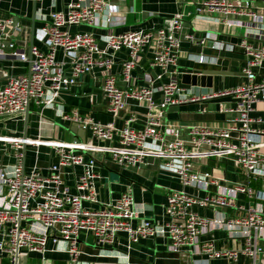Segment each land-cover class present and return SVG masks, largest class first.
Returning <instances> with one entry per match:
<instances>
[{
  "label": "built area",
  "instance_id": "2783aa9c",
  "mask_svg": "<svg viewBox=\"0 0 264 264\" xmlns=\"http://www.w3.org/2000/svg\"><path fill=\"white\" fill-rule=\"evenodd\" d=\"M192 2L197 16L215 15L225 27L250 31L235 44L214 32L184 33V14H179L169 27L116 32L109 30L118 11L111 0H68L64 9L42 16L43 24L35 35L47 49L32 43L27 51L22 46L20 20L13 15L0 17V59L12 57L29 63L28 73L0 86V122L23 119L26 110L37 104L52 108L63 121L77 124L87 134L86 139L62 140L19 134L9 126L0 128V264H13L15 259L20 264L29 254L43 257L50 251L66 254V264H93L82 259V244L90 242L103 249L96 257H118L111 251L101 252L113 251L122 234L127 259L134 245L161 237L167 240L168 251L186 264L234 263L241 255L259 263L264 189L252 182L264 184V128L260 126L264 120L254 115L257 103L264 100V75L256 70L264 65V44L254 41L264 40V0ZM79 26L108 31L100 38L94 31L74 30ZM183 41L217 52L240 48L244 81L209 93L186 88L181 82ZM150 47L148 71L142 60ZM59 51L64 59L58 58ZM119 53L124 58L116 68ZM189 56L201 64L220 61L219 56L205 53ZM139 68L143 69L140 74ZM156 69L159 72L153 74ZM86 75L103 80L113 121L103 123L78 109L57 108L63 92ZM165 77L166 81L154 86ZM221 97L232 98L220 110L233 115L226 126L199 122L173 126L165 120L171 106ZM132 101L146 104L145 121L136 127L137 117L130 115L120 126L119 114ZM29 151L36 155L33 164L27 160ZM46 151L55 160L39 165V156ZM97 152L110 154L113 162L130 169L147 166L153 157L159 169L178 177L181 186L168 193L162 222L135 209L131 187L118 196L103 197L98 188L103 174ZM211 160L232 165L231 176L227 171L216 173L209 165ZM76 167L81 168L79 175L74 173ZM70 175L75 176L74 185L68 183ZM218 230L242 246L222 248L216 239L202 238ZM4 258L9 261L3 263Z\"/></svg>",
  "mask_w": 264,
  "mask_h": 264
},
{
  "label": "crops",
  "instance_id": "0c3cea01",
  "mask_svg": "<svg viewBox=\"0 0 264 264\" xmlns=\"http://www.w3.org/2000/svg\"><path fill=\"white\" fill-rule=\"evenodd\" d=\"M36 1V12H34V2ZM117 6V12L114 15V25L109 30L116 32H124L128 30H144L157 29L160 27H169L171 19L179 14H184L183 32L190 33H205L214 32L218 34L219 38L227 42L236 43L249 30V28H228L219 22L215 15L205 14L197 16L195 6L192 0H111ZM68 0H0V17L13 15L24 26V31L21 39L25 40L22 46L29 51L32 45L31 30L33 25V17L35 16V34L39 31L43 24L42 16L52 10H62L65 8ZM132 8H135L133 11ZM185 11V12H184ZM74 30L94 31L100 38L108 31L102 28H91L89 26L75 27ZM250 31V30H249ZM101 44L103 45V40ZM33 43L37 44L41 49L46 50V45L39 42L36 35ZM256 45L264 44V40L257 41ZM13 51L14 49H8ZM189 53L198 54L205 53L209 56H219L220 61L217 64L204 63L201 64L189 56ZM117 67L124 55L119 53L117 55ZM152 57L151 47L147 48L142 60V67L144 70L149 69V60ZM59 59H64L62 51L58 53ZM244 65V58L242 50L237 48L234 52L228 51H212L209 49H201L197 46H192L189 42L183 41L180 52V66L182 70L181 82L192 91L198 93H209L219 91L227 88H233L244 81V76L241 68ZM210 70L227 71V74H210ZM256 70L264 75V65ZM142 68L137 70L140 74ZM29 72V63L23 62L19 58L4 57L0 59V86L14 76H18ZM153 74H157L159 70H152ZM156 80L154 86H159L166 81ZM102 79H93L86 75L78 80L76 85L71 86L65 90L57 103V108L61 111H69L78 109L83 114H90L95 119L107 123L113 121V116L107 111V101L104 98L102 91ZM232 103V98L221 97L209 100H200L191 103L171 106L166 115V122L169 125L178 126L181 124H188L199 122L210 126H226L230 123L233 115L230 113L221 112V108ZM147 109L146 104L138 105L136 101H132V106L119 114L117 119L120 126L125 125L126 118L130 115L137 117L134 123L136 127L141 126L146 118ZM255 116H260L264 120V100L256 105L254 112ZM14 122L12 120H9ZM19 134L27 133L28 136L36 137L42 135L46 138L52 137L62 140H72L76 135L69 129L71 124L63 121L56 111L52 108H40L34 104L30 107L27 131L25 128V118L15 121ZM264 128V122L260 125ZM99 159V170L103 174V179L98 183L103 197L109 195L118 196L121 192L131 187L135 197V209L138 210L142 216L150 218L155 221L162 222L164 220V208L167 202V195L172 189L180 188L181 184L178 177L171 172L164 169H159L158 160L153 157L148 158L147 166L140 168H123L112 161L110 154H101L97 152ZM28 163L33 164L36 160V155L33 151L28 152ZM53 156H49L46 152H42L39 156V165H45L47 162L54 161ZM216 173L224 174L227 171L231 176L233 171L232 165L226 161L217 162V166L211 163ZM224 164V167L221 166ZM208 164V163H207ZM206 164V165H207ZM76 175L81 173V168L76 167L74 170ZM117 174V178L113 179L112 175ZM75 176L68 177V183L74 185ZM262 189L264 184L260 181H255ZM111 192V193H110ZM203 239H216L219 247L222 248H239L242 246L236 239L228 236V233L218 230L209 235H204ZM127 241L125 235L122 234L119 242L115 248L104 249L101 253L113 252L118 257H96L100 252L90 242L83 243L82 249L85 254L82 259L95 261L109 260L116 264H186L185 260L180 259L176 254L168 251V243L165 238H150L142 240L139 244L134 245L130 252V258H125L124 254L127 252ZM263 248L260 255L259 263L264 264V240L259 242ZM87 252L92 253L89 257ZM41 258L39 264H66L68 256L61 252H48L45 256L37 254ZM26 256L20 264H30ZM110 258V259H109ZM33 260L31 264H37ZM211 264H253V261L241 255L237 262L231 263L225 260H215Z\"/></svg>",
  "mask_w": 264,
  "mask_h": 264
},
{
  "label": "water",
  "instance_id": "95a60500",
  "mask_svg": "<svg viewBox=\"0 0 264 264\" xmlns=\"http://www.w3.org/2000/svg\"><path fill=\"white\" fill-rule=\"evenodd\" d=\"M34 12H36V1L34 2ZM34 37H35V16L33 17V25H32V30H31L32 43H33ZM208 72H210V74H227V73H229L227 71H215V70H210ZM29 113H30V109H27L26 115H25L26 131H27V126H28ZM69 129L79 138H81V139L87 138L86 131L84 129L80 128L77 124H72ZM25 134H27V133L25 132ZM13 264H19L18 260L15 259Z\"/></svg>",
  "mask_w": 264,
  "mask_h": 264
},
{
  "label": "rangeland",
  "instance_id": "374dc122",
  "mask_svg": "<svg viewBox=\"0 0 264 264\" xmlns=\"http://www.w3.org/2000/svg\"><path fill=\"white\" fill-rule=\"evenodd\" d=\"M5 126H9V127H17L18 126V124L14 121V122H11V121H2V122H0V128H2V129H4L5 128ZM19 127V126H18ZM17 127V128H18ZM0 159H1V154H0ZM214 161V160H213ZM212 165H215V166H217V162L215 161V162H212L211 163ZM221 166H223L224 167V164H222L221 163ZM112 178L113 179H115V178H117V174H113L112 175ZM253 184L255 185V186H259V184H257L255 181L253 182ZM24 258V257H23ZM22 258V260L21 261H23L24 259ZM110 259V258H109ZM27 260H28V262L31 264L32 263V261L33 260H36L35 262L37 263V264H39L42 260H41V258H39V256L37 255V254H29L28 255V257H27ZM3 263H7L8 261H9V259L8 258H4L3 260ZM95 263L96 264H116L115 262H113V261H109V260H103V261H95Z\"/></svg>",
  "mask_w": 264,
  "mask_h": 264
},
{
  "label": "trees",
  "instance_id": "16d2710c",
  "mask_svg": "<svg viewBox=\"0 0 264 264\" xmlns=\"http://www.w3.org/2000/svg\"><path fill=\"white\" fill-rule=\"evenodd\" d=\"M252 185H254L253 182H252ZM254 186H255V185H254Z\"/></svg>",
  "mask_w": 264,
  "mask_h": 264
}]
</instances>
